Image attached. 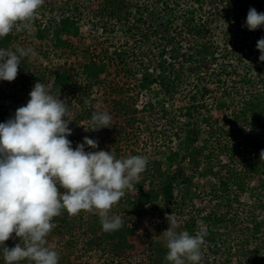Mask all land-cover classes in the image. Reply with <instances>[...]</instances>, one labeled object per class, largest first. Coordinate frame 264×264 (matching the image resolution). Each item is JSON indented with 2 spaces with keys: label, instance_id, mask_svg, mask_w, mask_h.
Returning <instances> with one entry per match:
<instances>
[{
  "label": "trees",
  "instance_id": "1",
  "mask_svg": "<svg viewBox=\"0 0 264 264\" xmlns=\"http://www.w3.org/2000/svg\"><path fill=\"white\" fill-rule=\"evenodd\" d=\"M251 1L45 0L41 7L50 15L51 33L46 34L44 29L35 30L32 48L36 49L39 56L51 54L56 57L62 56L59 50H70V58L81 62L73 78L64 65L57 68L54 66L57 71L54 74L49 72L51 79L46 85L56 87L58 98L61 99L62 93L67 92L70 101H75L72 109L77 110L78 115L72 120L74 125L83 122L80 105L89 98L93 101L86 117L91 118L92 114L98 111V105H106L107 112L113 116L112 124L119 125L113 118L118 110L116 107L122 102V95L118 93L119 88L123 89L120 83L126 86L125 91L131 96H142L154 85H158L162 91L155 94L162 92L169 95L175 103L170 110L163 101L154 105L150 99L144 104L141 103L140 108L125 110L135 113L132 115V124H137L143 134H146V130H151L150 133L155 139L162 138L169 147L174 146L166 157L173 169L165 174L161 171L160 161L148 159L147 167L151 164L156 175L162 176L163 179L157 186L148 190V179L144 177V172L135 186L136 190L131 193L132 196L136 195L138 204H151L150 209L138 211L132 227H122L111 233L105 232L110 240L114 235H125L127 252L117 247L114 251L117 256H126L130 260L142 254L146 242L140 239L139 235L151 231L154 224L167 230L169 225L165 216L172 213L180 218L178 230H186L193 235L201 229L207 232L203 248L204 264H213L212 260H217V256L214 259L212 255H228L227 258L220 259V264H252V259L240 261L238 255H264V247H260L254 237L257 236L254 233L256 230L251 229L248 224L249 211L264 212V189L257 191L256 203L251 205L246 199L236 198L238 192L244 193L245 189H252L256 184L255 179L260 176L253 165L254 156L251 158L246 150L241 152L245 155L239 161L242 164L238 166L241 170L245 169L246 173L241 171L237 175L231 173L234 166L228 155L220 154L217 158V144H214V140H209L210 156L204 155L206 148L203 145L197 146L198 136L203 128L209 130L211 138L216 137L217 128L213 123L217 121L218 116L223 117L227 110L234 111L231 119L243 126L242 130L252 138V146H261L259 141L264 136V62L254 54L260 36L258 35L255 41L250 39L249 35L253 31H249L246 26L248 10L255 8L250 4ZM260 4L259 2L257 5L261 7ZM257 11L261 12L260 8ZM89 16L97 21H87ZM123 23L125 25L119 29V35L123 39L121 44L116 45L114 33ZM222 23L226 25V30L222 29ZM228 26L233 28L230 32L227 30ZM86 34L94 39L81 41ZM103 34L109 37L100 40V35ZM18 36L19 34L13 31L0 38V48H10ZM216 38L222 42L218 41L221 48L217 47L219 44L215 45ZM47 40L49 42L45 45L44 41ZM237 52L241 53L237 55ZM105 58H115L117 63L111 65L112 67L106 66L100 62ZM116 67L123 71L125 81L116 80L119 71L112 75V78L107 77ZM34 82L37 83L35 80ZM93 82L100 83L104 88L103 91H98L96 100L90 95ZM181 84H189L190 89H180ZM176 96L178 97L174 99ZM21 99L15 95L12 107L4 110L0 108L2 123L14 117L15 107ZM71 117L72 112L69 111L66 119L70 120ZM129 121L131 117L125 123ZM217 122L218 125L220 122ZM123 127L122 125L115 128V132L123 130ZM102 133L104 132L101 129L95 133L88 130L87 137L96 140ZM80 140L79 136L70 140L73 148L83 143ZM195 146L197 149H194ZM234 150L232 148V151ZM238 155L240 156V153ZM116 158L119 159L120 155H116ZM186 160L187 165L184 164ZM188 166L193 167L196 172L191 174L190 179L197 174L203 182V187L189 205L190 209L180 213L187 196L184 193L183 200L179 204L176 203L180 196L175 184L177 181H187L185 173ZM225 170L229 171L228 179L223 177L222 172ZM230 175L240 176L236 187L231 183ZM210 178L217 180V187L213 183L208 188L207 182ZM232 186L237 190L229 191ZM186 194L188 195V192ZM226 195L235 198L240 210H232L230 206L221 209L219 198L225 201ZM160 198L164 202L162 208L156 205ZM244 207H249V211H245ZM88 217L100 221L99 216L95 217L93 213H88ZM259 218L256 223L261 226L260 220L264 219V216ZM57 220L59 218L55 217L53 221ZM88 224L91 230L90 220ZM53 231L54 229L48 240L51 239ZM89 234L96 238L100 236V232L96 231ZM248 243L254 246L246 253L243 248ZM207 255H211L213 259ZM157 260L159 264H165L161 259ZM256 260L255 258L253 263ZM137 264L143 263L139 261Z\"/></svg>",
  "mask_w": 264,
  "mask_h": 264
},
{
  "label": "clouds",
  "instance_id": "2",
  "mask_svg": "<svg viewBox=\"0 0 264 264\" xmlns=\"http://www.w3.org/2000/svg\"><path fill=\"white\" fill-rule=\"evenodd\" d=\"M44 2L0 0V38L30 31ZM246 26L249 31L264 27V12L250 8ZM257 50L264 62V37L257 41ZM36 55L31 47L0 48V81L13 82L22 58ZM29 97L13 118L0 123V252L5 264H59V253L48 243L54 218L65 211L71 216L83 211L97 214L104 232L120 230L123 220L111 210L126 191L136 190L149 161L147 156L118 159L110 151L95 150L98 141L88 137L73 148L65 101L41 82ZM111 120L107 111L94 112L92 131L109 128ZM165 219L169 226L161 235L168 264H200L207 232L178 230L180 218L174 213ZM10 239L20 243L9 248L5 242Z\"/></svg>",
  "mask_w": 264,
  "mask_h": 264
},
{
  "label": "rangeland",
  "instance_id": "3",
  "mask_svg": "<svg viewBox=\"0 0 264 264\" xmlns=\"http://www.w3.org/2000/svg\"><path fill=\"white\" fill-rule=\"evenodd\" d=\"M87 1V0H86ZM89 1V0H88ZM261 3V7H259L257 4ZM251 5L255 7V9H259L260 11L264 12V1L263 0H252L250 2ZM72 9V8H70ZM257 9V10H258ZM49 13L46 10H43L40 8L38 10L37 18L33 24V27L30 31H16L19 36L15 42L14 45H12L8 49L15 50L16 46L29 48L33 45V39H34V33L37 29H44L46 31V34L51 33V19ZM97 21L96 18L88 17L87 21L89 20ZM123 23L117 31L114 33L116 38V45L121 44L122 42V36L119 35V29L124 26ZM222 29L224 30L226 25L221 24ZM233 28L228 26L227 30L230 32ZM226 30V29H225ZM259 31H261V34H259ZM225 33V31H224ZM100 34V32H99ZM260 36V38L264 37V27L258 28L257 30L253 31L252 34L249 35L250 39L254 40L257 36ZM228 37V34L226 35ZM258 36V37H259ZM107 36L106 34L100 35V40L105 39ZM87 39H94L91 38V35L86 34V36L83 37L81 41L87 40ZM248 39V38H247ZM221 42L219 38H216L214 40L215 45L219 44ZM45 45L48 44V40L44 41ZM222 43V42H221ZM257 44V43H256ZM107 45V44H105ZM221 48L220 44L217 46ZM218 48V49H219ZM34 49V48H33ZM35 52L36 49H34ZM115 50V48H114ZM99 51V50H98ZM70 50H59V54H62L61 57L52 56L51 54H45L43 56H34V57H25L22 58L21 61V67L18 70V76L13 82H7V81H0V108L1 110L6 109L7 107L13 106V100L16 97H21V100H18L17 106L15 107V111L18 107H21L25 105L29 100V93L32 90V88L35 85V82L40 81L45 86L47 83H49V80L51 79V73L49 75V72L56 73L57 70H55L53 67L56 68L58 66L64 65L65 70L70 74V77L73 78L74 73L79 68L81 62L74 60L73 58H70ZM241 52H237V55ZM255 55L260 56L261 53L258 50H255ZM69 55V57L67 56ZM236 55V54H235ZM101 57V56H100ZM99 57V58H100ZM101 63H105L106 66L115 65L117 63V60L114 58L112 60L104 59L100 61ZM113 69V68H112ZM118 71L120 73H118ZM136 72V71H135ZM118 73L119 75L116 76V80H119L120 82L125 81L126 76L123 74V71H120L119 68L116 70L113 69L112 73H110V76L107 75V77L110 79L112 78V75H115ZM28 74V75H27ZM183 77L186 76L185 74H181ZM27 76V77H25ZM122 90L119 88V92L122 95V102L116 107V112L119 114L114 113L115 122L119 125H123V130H119L115 132V128L121 127L116 124H112L110 122L109 128H103L104 133L100 134L98 138L96 139L98 141V148L95 150H104V151H110L113 153L116 157V155H120V158H126L128 156H135V155H142L147 156L149 161L158 160L161 164V171L167 174L168 172H171V169H173V166L170 165L166 157L168 153L173 149L174 146L167 145L166 141L160 138L159 140L155 139L153 137V134H151V130H146V134H143V131L137 126V124H132L134 122V117L132 116L135 113L128 112L125 110L128 109H134L140 108L141 103L144 104L147 101L151 99V101L154 103V105H157L159 101H163L165 103V106L168 107V109H172L174 107V101L173 98H171L169 95H165L162 92L159 94H155L157 92L162 91V89L158 85H154L152 89L142 96H131L126 90V86H124L122 83L119 84ZM179 85V84H178ZM219 84H217L218 86ZM221 86V84H220ZM47 87V86H46ZM49 92L51 95L58 98L56 87L49 86ZM185 88V90L190 89L189 84H181L180 89ZM104 88L100 83L93 82L92 83V92L90 95H92V99H97L99 96L98 91H103ZM64 93V94H63ZM62 93V100L65 101V103L68 106V110L72 112V117L70 120L69 127L72 130V135L68 137L69 140H71L74 136H79L80 139L83 141L85 137L89 136L88 130H93V125L91 123V118L86 117L87 112L90 109V105L92 104L90 98L83 103V105H80L81 114L83 115V122L74 125L72 120L78 115V111L73 110L72 107L74 105L73 99L70 101L68 93L63 92ZM15 94V95H14ZM178 96H176L174 99H176ZM97 104V103H96ZM94 105V102H93ZM112 105V104H110ZM98 111H108V107L106 105H98V108L96 110ZM176 109V107H175ZM120 111V112H119ZM2 112V111H1ZM0 112V113H1ZM234 115L233 110H227L225 114L222 116H218L217 121L220 123L217 125V121L213 123V126L217 128V135L216 137H210L209 130L203 128L198 136L199 142L197 143V146L203 145L206 148V153L204 155L210 156V142L209 140H214V144H217V158L220 154L228 155L229 159L231 160L232 165L234 166V171L232 170L231 173H237L244 172L246 173L245 169H239L240 163L242 162L240 159H243V155L241 152L246 150L248 154H250V157L252 158L253 165H255V169L259 172V177L255 179V185H253L252 189H245L244 193L238 192V197L241 199H246L247 202L251 205L252 203H256V193L259 189H264V158L260 157V153L262 150H264V136L260 139L259 143H261V146H252V138L247 135L242 129L243 126L235 123L231 116ZM113 117V116H112ZM131 121L125 123L128 119ZM113 121V123H115ZM0 123H2V116L0 114ZM128 124V125H127ZM95 133V131H94ZM108 134V136H107ZM105 135V136H104ZM156 135V134H155ZM210 137V139H209ZM80 140V141H81ZM81 144V143H80ZM254 144V143H253ZM239 148H238V146ZM197 146L194 147V149H197ZM232 148L235 149L232 151ZM137 149V151H136ZM86 151H94L93 149L88 148L85 146ZM135 152V153H134ZM120 153V154H118ZM240 153V156L238 155ZM206 157V156H205ZM187 163H184L185 165ZM249 163V162H248ZM151 164H149V167L146 169V173L144 174V177H147V183L148 186L147 189L149 190L152 186H157L159 183H161V180L163 179L162 176L156 175V172L153 171L151 168ZM228 172L224 171L222 172L223 177L228 179ZM196 173L195 169L193 167L188 166L187 171L185 173L186 175V182L177 181L175 184L176 190L179 193V196L177 198L176 203L179 204L183 200L182 197H184V193L187 196L184 199V204H182L180 208V213H184L185 211L189 210V205L192 204L194 201V197L197 195V193L202 189L203 182H201L200 178L197 176V174H194V177L191 178V174ZM248 176V175H247ZM231 183L234 184V187L237 186L238 181L240 180L235 175H230ZM243 177V176H242ZM246 177V176H245ZM248 178V177H246ZM244 181V178H242ZM229 181V180H228ZM230 182V181H229ZM216 185L217 187V180L213 181V178H210L209 182H207L208 188L212 185ZM230 188L229 191H235L236 188ZM207 188V189H208ZM188 192V195L186 194ZM232 193H230L231 195ZM221 200V209H227L228 206L231 207L232 210H236L237 208L240 210V207H237V202L234 200L235 198H229L225 197V201L220 197ZM255 199V200H254ZM156 205L160 208L164 206V202L162 198L157 201ZM151 204H146L145 206H142L138 204L137 197L132 196L131 191H126V194L121 200L118 202L117 205L113 206L111 210V215H119L123 220V226L122 227H132L137 219V212L140 210L150 209ZM179 208V207H177ZM249 209L244 207V210L247 211ZM249 211V210H248ZM264 212L258 213L257 211H249L248 219H249V226L251 229L256 230L254 232L257 236H254L257 238V243L260 247H264V219H261V226L257 225V218L263 214ZM88 213L87 212H81L77 216H71L68 215L67 212H63L62 215L58 216L59 220L53 221L55 223L54 231L51 235V239L48 240V243L50 246H53L54 249L59 253V264H137L139 261H142L143 264H159V261L157 259H161L162 263H168L165 259L167 249L165 247V241L162 237V233L165 231V229L160 225L156 226L154 224V228L151 229V231H145L143 235H139L140 239L144 240L145 247L142 252V254L135 256L133 259H128L129 257H123V256H117L115 254V250H117V247H121V249L125 250L127 252V245L125 241V235L124 236H116L114 235L113 239L110 240L106 237L105 232H101V224L100 221L95 220L96 218L90 219L87 218ZM95 217L97 214H93ZM63 219V220H61ZM91 221V230L89 229L88 221ZM220 227H222L220 225ZM217 229V226H216ZM100 232L99 237L92 236L89 234L90 232ZM14 235V234H13ZM20 243L19 239H10L9 241H6L5 244L7 247L11 248L14 247L15 244ZM254 246L252 243H248L244 246L243 251L248 252V249H251V247ZM211 260L213 259L212 256H217V260H212L213 264H220V259L227 258L228 255H207ZM240 261H247L248 259H252V264H264V255H238ZM257 259L255 263H253L254 259ZM261 258V259H260ZM129 260V261H128ZM205 260L201 261L200 264H204ZM242 263V262H240ZM239 262H235L234 264H240ZM0 264H5L3 260L2 252H0ZM21 264H29L28 261H22ZM161 264V263H160Z\"/></svg>",
  "mask_w": 264,
  "mask_h": 264
}]
</instances>
